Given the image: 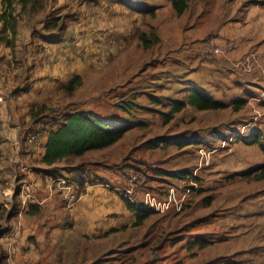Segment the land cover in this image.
<instances>
[{
    "label": "rangeland",
    "instance_id": "374dc122",
    "mask_svg": "<svg viewBox=\"0 0 264 264\" xmlns=\"http://www.w3.org/2000/svg\"><path fill=\"white\" fill-rule=\"evenodd\" d=\"M123 1L129 6L134 5L131 0ZM128 49L120 61L114 59L112 70L85 72L74 91H63L49 106L31 108L32 118L40 115L35 124L44 118L42 113L51 115L57 124L65 112L85 110L88 106L93 109L86 110L101 117L103 114L125 116L127 120L120 121L131 122L132 126L113 144L71 156L44 169L34 160L22 164L23 148L18 155L21 161H14L18 149L17 134L10 133L9 125L6 130H1L2 133L0 131V264H80L81 261L83 264H147L154 259L155 247L163 243L164 235L172 230L178 240L195 237L194 243L198 238L207 243L191 247V250L198 251L204 264H264V100L239 103L237 107L224 103L223 107L200 115L195 109L186 108L166 120L161 114V110H167L166 102L150 104L147 97L146 101H135L138 97L129 93L130 90L123 93L122 86L132 80L135 82L141 73L144 78L141 83L147 84L152 72L157 73L156 68L162 63L151 48L138 49L132 43ZM192 112H195L194 117ZM202 119L205 124L222 121L216 139L189 136L195 128L203 125ZM6 121L10 122L9 116ZM256 127H262L263 131ZM162 136H170L169 141L173 143L165 147L145 145L147 141ZM185 140L199 141L206 147H188L189 150L184 146ZM177 141L184 147L180 148L182 146H178ZM215 142L221 146L220 158L216 160L212 156V147L217 145ZM211 159L215 166L204 174L198 164L201 166ZM156 160L158 166L163 161L166 168L181 169V173L169 182L172 191L167 187H154ZM205 166L208 168L209 164ZM134 172L150 181L147 186L137 184V190L133 187L130 178ZM36 175L52 177L54 181L50 178L45 186L50 188L56 182V189L69 197V207L75 196L78 200L79 194L83 193L73 178L89 177L87 181L92 183L84 191L90 187L105 191V213L100 210L98 214V219L105 216V234L96 228L93 235L77 238L71 229H67L66 235L64 230L63 235H59V230L50 225L48 242L37 243L36 235L32 240L29 235L26 241L22 240L23 233L15 223L25 217L22 212L24 204L36 191L35 181L27 178L30 182L22 185V177ZM40 185L45 189L42 182L38 183ZM76 191L77 195L74 194ZM201 192L200 196L207 194L202 199L198 197ZM123 197L137 203L148 200V205L159 209L154 208L147 220L134 225L133 215L124 205ZM96 203L100 202L96 199ZM210 211L215 215L209 216ZM47 213L52 219L58 216L57 213L53 215L52 210ZM12 225L16 228L13 231ZM54 234L58 235L55 237ZM53 238L57 242H53ZM78 246L82 250L80 257L75 254ZM90 250L98 255H88ZM158 253L156 249V256Z\"/></svg>",
    "mask_w": 264,
    "mask_h": 264
},
{
    "label": "crops",
    "instance_id": "0c3cea01",
    "mask_svg": "<svg viewBox=\"0 0 264 264\" xmlns=\"http://www.w3.org/2000/svg\"><path fill=\"white\" fill-rule=\"evenodd\" d=\"M131 1L134 4L132 6L123 0H46L44 9L35 16H22L13 49L0 41L1 84L4 87H13L16 93L14 99L0 106V120L2 129L6 130L9 125V132L17 134L16 141H20L24 149L21 154L22 164L29 160L38 162L44 151L47 131L56 124L53 119L46 122V118H51V115L42 113L45 115L41 121L42 126L37 127L34 121L40 115L32 118L31 108L55 103L57 97L66 91L65 86L74 75L83 76L85 72L105 68L112 70L116 58L120 61L121 57L129 52L128 48L132 43L134 47L142 49L138 39L140 32L158 36L159 40L148 48H151V51L153 49L154 55H157L156 59H161L162 63L156 68L157 73L152 72L147 84L141 83L144 80L141 73L139 78H135V82L132 80L122 86L124 94L130 90L129 93L137 95L135 101L145 100L147 97L150 104L166 102L167 110H161L164 115L176 100L187 101L189 90L193 86L222 103L235 104L237 99L244 103L264 100V0H188L187 7L180 14L176 12L172 0ZM19 8L20 5H17V10ZM53 17L61 18L62 28L45 29V23ZM228 43H231V46L226 49ZM216 46L223 49L216 56H212ZM186 108L195 109L198 115L216 110L198 109L189 103L183 109ZM84 109L93 108L88 106ZM195 112L191 114L193 117ZM8 116L10 122L6 121ZM102 116L110 120H127L119 114H112V117L104 114ZM189 119L188 116L187 120ZM202 121L204 122L203 119ZM221 122H204L202 126L195 128L194 132H190L189 136L216 139V134L221 131ZM235 126L239 127L236 124ZM256 129L263 131L262 127ZM32 133L38 134V140L29 143L27 138ZM185 141L186 145L179 141L175 143L182 146L180 148L206 147L199 141ZM216 142L217 145L212 147L215 160L220 158L221 153V146ZM169 143L173 142L161 143L160 146L165 147ZM155 162L157 163V160ZM211 162L212 159L205 161L201 166L198 164L204 174L212 165L215 166ZM208 164L207 168L205 165ZM157 166L159 172H154V187H167L172 191L169 182L173 181V175L162 173L161 170L181 169L166 168L163 161ZM22 178L28 183L30 180L27 178H30L36 184L35 193H31L24 207L22 206L23 209L21 207L22 212L27 209L30 201L37 202L40 209L37 215L25 216L15 223L23 233L22 240L26 241L27 235H36L37 243L48 242L50 225L59 230V235H63L62 230L66 235L67 229H71L77 238L93 235L96 228L99 229L98 232L105 234V216L98 219L100 210L105 213V191H96L93 187L84 191L88 184L92 183L87 181L89 177L83 185L79 183L80 179L73 178L80 187L78 189H83V193L79 194L78 200L75 196L76 199L74 198L70 207L69 197L66 198L62 191L56 189V182H53L50 188L45 186L52 177L36 175ZM41 182L45 189L41 188L42 184L38 186ZM77 192L74 194L77 195ZM200 194L203 193H199L200 199L207 195ZM139 203H148V200L142 199ZM155 209L158 210L159 207ZM48 210H52L53 215L57 213V218L47 216ZM212 214L214 216L215 212L208 213L209 216ZM50 222L53 224H49ZM15 229L12 225L11 230ZM173 232L174 230L165 233L163 243L158 249V258L150 259L147 264H204L205 261L198 256V251L191 250V247L197 243L201 246L207 243L202 244L199 240L201 238L194 243L195 237L178 240V236ZM77 241L79 243V240ZM53 242H57V239L53 238ZM81 251L78 246L76 256L80 257ZM87 254L93 257L98 255L95 251L91 253V250ZM80 264H83L82 261Z\"/></svg>",
    "mask_w": 264,
    "mask_h": 264
},
{
    "label": "trees",
    "instance_id": "16d2710c",
    "mask_svg": "<svg viewBox=\"0 0 264 264\" xmlns=\"http://www.w3.org/2000/svg\"><path fill=\"white\" fill-rule=\"evenodd\" d=\"M0 41H5L12 49L15 46L16 36L18 32L19 21L23 15L32 17L37 12L44 9L46 0H0ZM173 6L178 14L182 13L187 7L188 0H172ZM17 5L20 8L17 10ZM63 23L60 17H53L45 23V29L62 28ZM138 39L144 48H148L154 42L158 41V36L140 32ZM81 84L80 75H74L67 85L65 90L68 93ZM240 101V102H237ZM237 104L243 103L242 100H235ZM191 104L198 109H218L224 106V103L216 101L211 96L200 90L198 87L193 86L189 90L188 100H176L172 103L168 112L164 113L165 119L168 120L173 113L181 111L187 104ZM235 103V105H237ZM37 111V110H36ZM132 126L131 122H117V120H110L101 117L99 114L88 110L68 111L62 114L60 121L52 126L47 131V138L44 142V151L38 159L43 166H54L59 161L66 160L71 156L83 155L86 151L101 149L107 147L117 140H119L124 131ZM2 123L0 120V131ZM1 134V133H0ZM169 141V137H156L145 143L152 147L160 146L161 143L165 144ZM0 148V156H1ZM159 172V168H155ZM162 173L176 176L181 173V170H161ZM264 172L262 173V177ZM83 177V176H82ZM81 177L79 183L83 185L86 179ZM123 202L126 208L133 215V224L139 225L154 213V207L147 203L139 204L134 200L123 197ZM39 205L35 201H30L27 204V209L23 211L27 217L37 215L39 213ZM14 213V212H13ZM9 215V213H8ZM126 226V224H124ZM123 225V227H125ZM34 235H29L34 239ZM165 236V235H164ZM160 242L155 248L159 249ZM205 241H202V244ZM156 249L154 259L156 260Z\"/></svg>",
    "mask_w": 264,
    "mask_h": 264
},
{
    "label": "built area",
    "instance_id": "2783aa9c",
    "mask_svg": "<svg viewBox=\"0 0 264 264\" xmlns=\"http://www.w3.org/2000/svg\"><path fill=\"white\" fill-rule=\"evenodd\" d=\"M230 46H231V43H228L227 45H226V49L227 48H230ZM221 49H223L222 47H219V46H216L214 49H213V51H212V56H216V54H218L220 51H221ZM16 97V93H15V90H14V88L13 87H4L2 84H1V77H0V106L2 105V104H4V103H6L7 101H9V100H12V99H14ZM47 120H46V122H49L50 121V119H52V116H51V118H46ZM54 121V120H53ZM52 121V122H53ZM37 127H40V126H42V122L41 121H39V122H37V125H36ZM38 140V134L37 133H32L28 138H27V141L29 142V143H34V142H36ZM21 148H22V144H21V142L20 141H18V149H17V153H16V155H15V157H14V161H17V162H20L21 160H20V158H19V152L21 151ZM131 181L133 182V187H135L136 188V190H137V188H139V185H141V184H144L145 186H147V184L150 182V181H147L146 180V178L145 177H143V176H139V174L138 173H136V172H134V173H131ZM24 183H28V182H26V181H23L22 182V185L24 184ZM137 184H139V185H137Z\"/></svg>",
    "mask_w": 264,
    "mask_h": 264
}]
</instances>
